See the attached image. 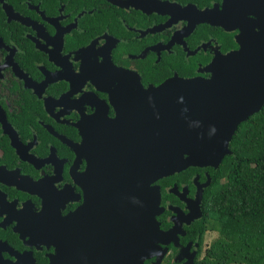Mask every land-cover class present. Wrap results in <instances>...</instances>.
I'll use <instances>...</instances> for the list:
<instances>
[{
	"label": "flooded vegetation",
	"instance_id": "obj_1",
	"mask_svg": "<svg viewBox=\"0 0 264 264\" xmlns=\"http://www.w3.org/2000/svg\"><path fill=\"white\" fill-rule=\"evenodd\" d=\"M259 1L0 0V264H134L158 193L144 264L204 261L221 165L155 179L142 89L255 50Z\"/></svg>",
	"mask_w": 264,
	"mask_h": 264
},
{
	"label": "water",
	"instance_id": "obj_2",
	"mask_svg": "<svg viewBox=\"0 0 264 264\" xmlns=\"http://www.w3.org/2000/svg\"><path fill=\"white\" fill-rule=\"evenodd\" d=\"M254 9L263 19L264 32V0ZM254 39L251 47L255 50L245 47L215 59L209 67L210 78L175 77L158 87L142 89L149 101L145 115L159 124L152 164L155 179L188 166L218 168L232 154L230 144L240 124L264 107V33ZM153 198L155 212L144 226V241L134 253V264H144L153 253L165 252L160 246L165 233L156 220L162 211L160 194ZM148 228L151 242L145 236ZM160 260L161 256L157 264Z\"/></svg>",
	"mask_w": 264,
	"mask_h": 264
},
{
	"label": "trees",
	"instance_id": "obj_3",
	"mask_svg": "<svg viewBox=\"0 0 264 264\" xmlns=\"http://www.w3.org/2000/svg\"><path fill=\"white\" fill-rule=\"evenodd\" d=\"M230 149L206 195L217 237L201 264H264V107L240 124Z\"/></svg>",
	"mask_w": 264,
	"mask_h": 264
},
{
	"label": "rangeland",
	"instance_id": "obj_4",
	"mask_svg": "<svg viewBox=\"0 0 264 264\" xmlns=\"http://www.w3.org/2000/svg\"><path fill=\"white\" fill-rule=\"evenodd\" d=\"M216 237H217V233L212 232V233L210 234V238H212L213 240H214Z\"/></svg>",
	"mask_w": 264,
	"mask_h": 264
}]
</instances>
